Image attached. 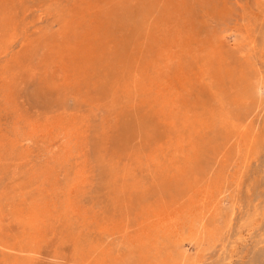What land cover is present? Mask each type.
<instances>
[{"label":"rangeland","instance_id":"374dc122","mask_svg":"<svg viewBox=\"0 0 264 264\" xmlns=\"http://www.w3.org/2000/svg\"><path fill=\"white\" fill-rule=\"evenodd\" d=\"M0 264H264V0H0Z\"/></svg>","mask_w":264,"mask_h":264},{"label":"bare ground","instance_id":"6f19581e","mask_svg":"<svg viewBox=\"0 0 264 264\" xmlns=\"http://www.w3.org/2000/svg\"><path fill=\"white\" fill-rule=\"evenodd\" d=\"M181 89V88H180ZM243 191L240 193L242 195ZM222 240V239H221Z\"/></svg>","mask_w":264,"mask_h":264}]
</instances>
